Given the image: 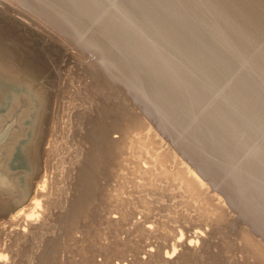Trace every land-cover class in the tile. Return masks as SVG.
<instances>
[{
	"label": "bare ground",
	"instance_id": "obj_1",
	"mask_svg": "<svg viewBox=\"0 0 264 264\" xmlns=\"http://www.w3.org/2000/svg\"><path fill=\"white\" fill-rule=\"evenodd\" d=\"M11 1L93 56L115 114L84 141L76 90L52 131L47 87L0 46V129L28 110L0 143V264H264V0Z\"/></svg>",
	"mask_w": 264,
	"mask_h": 264
},
{
	"label": "rangeland",
	"instance_id": "obj_2",
	"mask_svg": "<svg viewBox=\"0 0 264 264\" xmlns=\"http://www.w3.org/2000/svg\"><path fill=\"white\" fill-rule=\"evenodd\" d=\"M16 0H14V2H15ZM17 1H19V0H17ZM0 2H1V5H0V8L2 9H0V46L2 47V48H6V49H9V50H11V55H12V57L15 59V60H17L16 62H18L19 64V66L20 67H22V68H27L32 74H34V76H36L37 78H38V80H40L39 82H41V84H45V87H47V93H48V96L50 97L49 99H50V103H49V105H50V108L53 110V111H55V112H53L52 110L50 111L52 114H49L50 116H49V118L51 117L52 119H54L55 121H53L51 118H50V120H48V121H50V123L48 122V126L51 128V130L52 131H56V130H54V128L55 129H58L59 127H60V125H61V120H60V117L58 118V116H59V111H60V109H62L63 108V106L64 107H67L69 104H70V98H72V94L73 93H75V91L76 90H80L81 91V94H82V96H84L86 99H88L87 101H84V105H86V106H90V107H93V110H92V113H91V115H90V117L88 118V121L89 122H91L92 124V127L94 126L93 124H95L96 123V125L97 126H94L93 128L91 127L89 130V132L90 133H86L85 135H84V138H85V140L84 141H86V140H88L89 139V137H90V135L91 134H93V133H96V132H94V131H99V132H97L96 134L98 135V134H101L103 131H105L106 130V128H107V126L109 125V123H110V121L109 120H111L112 119V116L115 114V108L113 107V105H111L110 103H107V102H102V99H101V97L98 95H95V93L92 95L91 94V90H93V88H94V86L92 85V83H91V80H86V78L87 77H91L92 75H91V73H96V75H99V73H98V71H96V70H98L97 68L98 67H96L95 68V66H97V64L95 65V63H96V61H95V59L94 58H92L93 56L91 55V54H89V53H86V55L88 56H86L85 55V53L83 54V53H81L80 51V53H81V56H80V53L78 52V48H75L76 47V45H74L73 44V50L71 51V49L72 48H69L70 47V44H68L67 42H74L73 40H70V39H68L67 37V35L65 36L64 35V33L62 32V31H60V32H62L63 33V35L65 36V38H67L68 40H66V39H64V37H63V35L61 34V33H59L58 31H59V29H57L56 30V28H52L51 26H50V29H49V25L43 20V17L40 15V14H38V13H36V15H35V13L33 14L32 13V11L30 12L29 10H27L26 8H25V6H24V4L21 2V0H20V2H19V4L20 5H23L24 6V9H25V11H23V8H22V11H20V10H16L15 9V12L13 11L14 10V7L15 8H17V7H19L18 6V2H15V4L17 5V7L15 6V4L13 5L12 4V1L10 0V1H8L7 0V2H5V1H3V2H5V3H7L8 4V6H5V5H7V4H5V3H3L2 2V0H0ZM8 2H11L10 4H12V6L8 3ZM2 4H3V6H2ZM5 4V5H4ZM7 7V9L9 8H13L12 9V11H11V13H9L10 12V10L8 11L7 9H5V7ZM10 6V7H9ZM26 10H27V12H26ZM7 11V12H6ZM20 11V12H19ZM29 11V12H28ZM4 12V13H3ZM12 12H13V14H12ZM21 14V12H24V13H27V15H28V13H29V16H31L32 15V18H34L33 16L35 15L36 16V18L37 19H39V17L41 16L42 17V22H44V23H42L41 21V23H39V21L36 19H32L31 17V19L33 20H30V22H29V18H28V16H26V14H21V16H20V14ZM17 15H16V14ZM31 13V14H30ZM37 14L39 15V16H37ZM2 15V16H1ZM12 15V16H11ZM10 16V17H9ZM26 16V17H25ZM5 17V18H4ZM8 17V18H7ZM23 17H24V19H23ZM40 17V18H41ZM4 18V19H3ZM14 18V19H13ZM25 18H27L28 19V21L27 20H25ZM3 19V20H2ZM5 19H7V21H5ZM18 19V20H17ZM195 19H198L197 17H195ZM40 20V19H39ZM16 21V22H15ZM35 21V23H32V22H34ZM37 21H38V23H37ZM14 22V23H13ZM24 22V23H23ZM199 22V21H198ZM5 23H7V25H5ZM37 23V24H36ZM26 24V25H25ZM43 24H47V27H45L46 29H47V32L45 31L46 29L45 28H43V26H45V25H43ZM4 25V26H3ZM29 25V26H28ZM206 25V24H205ZM8 26V27H7ZM3 27V28H2ZM206 27L208 28V26L206 25ZM206 28V29H207ZM12 29V30H11ZM51 29H52V31L54 32L55 30V32L56 33H59V35L57 36L56 34H55V32H54V34L56 35H54L53 34V36L51 35V33H53V32H49L48 30H50L51 31ZM209 29V28H208ZM210 31H212L211 29H210ZM16 32V33H15ZM12 33V34H11ZM48 33H50V36L51 37H49V35H48ZM60 34L62 35L61 37H63V39L64 40H66L67 42H66V44L64 43V45L65 46H67V45H69V47H68V49H66V47H64V45L62 46L61 44H63L61 41H63V40H60ZM5 35V36H4ZM215 35H217V34H215ZM11 36H14V37H11ZM50 39H49V38ZM52 37H54L53 39H52ZM56 37V38H55ZM11 39V40H10ZM52 39V40H51ZM57 39H59V40H57ZM56 40V41H55ZM58 41V42H57ZM61 42V43H60ZM65 42V41H64ZM72 46V45H71ZM56 47H58V49L59 48H61V50L62 51H60V49L58 50ZM52 48L54 49V50H52ZM49 49L51 50V52L49 51ZM75 49H78L77 51L75 50ZM56 50H58L57 52H56ZM68 50V51H67ZM52 51L54 52V53H52ZM66 51H67V53H66ZM76 51V52H75ZM64 53V54H61V53ZM69 52L70 53H72V54H74V55H72V56H75V57H73V58H71L70 57V54H69ZM52 53V54H51ZM59 53V54H58ZM76 53V54H75ZM78 53H79V55H78ZM51 55H54V57H52ZM60 56V57H59ZM84 58H83V57ZM57 57H59V58H57ZM67 57H70V59L68 58V59H66ZM80 57V58H79ZM90 57L93 59V60H91L90 61ZM55 58V59H54ZM76 58H77V61H76ZM81 58H83L84 60H82ZM87 58H88V61H89V64L92 62V64H88V61H87ZM54 59V60H53ZM59 61H58V60ZM72 59H73V61L75 62V64H74V62L72 61ZM58 62H57V61ZM66 60V61H65ZM69 60H71L72 62H73V64H71V66L69 65L70 63H72V62H67V61H69ZM87 61V63L86 64H88L87 66L85 65V62ZM62 61V62H61ZM79 61H81V63L82 64H84L87 68H83V69H80V71H79V68L78 69H76V62H79ZM56 63V65L54 64V63ZM60 62V65H58V63ZM66 62V63H65ZM64 63V65L62 66V64ZM68 63V65H67V70H66V68H64V66H66V64ZM80 63V62H79ZM74 65V66H73ZM93 67H92V66ZM59 67V68H57V67ZM88 66H89V68H88ZM73 68V69H71V68ZM66 70H64V69ZM70 68V69H69ZM92 68H94V69H96L95 71H93V69ZM57 69H59V70H57ZM68 69H69V72H68ZM75 69V70H74ZM86 69V70H85ZM64 70V71H63ZM78 70V71H77ZM82 70H85V71H82ZM89 70H91V71H93V72H91V71H89ZM61 72V74H59V72ZM71 71V72H70ZM87 71V72H86ZM68 73L69 75L67 76V74L66 73ZM84 72H86V73H84ZM89 72H91V73H89ZM82 73V74H81ZM93 73V74H94ZM72 74V75H71ZM78 74H79V76H78ZM58 75V76H57ZM82 75V76H81ZM89 75V76H88ZM63 76V77H62ZM57 77V78H56ZM58 77H61L62 79H60V78H58ZM69 77V78H68ZM75 77V78H74ZM67 78H68V80H67ZM79 78H80V80H79ZM84 78V79H83ZM59 79V80H58ZM71 79V80H70ZM74 79V80H73ZM83 79V80H82ZM56 80H57V82H56ZM61 80H65V82H63V83H61L62 81ZM59 81H61V82H59ZM73 81V82H72ZM80 81V82H79ZM55 82L57 83V84H55ZM84 82H86L85 84H84ZM87 82H88V84H87ZM59 83V84H58ZM74 83V84H73ZM60 84H61V86L63 87V89H62V87L60 88L59 86H60ZM103 85V84H102ZM65 86V87H64ZM85 86H86V88H85ZM88 86V87H87ZM58 87V88H57ZM72 87V88H71ZM58 89L59 90H61L60 92L63 94V95H61V93H59L60 95L59 96H57L56 97V94H58V92L56 93V91H58ZM66 89V90H65ZM74 89V90H73ZM99 90V88L98 87H95V90ZM56 90V91H55ZM63 90V91H62ZM85 90V91H84ZM86 92H87V94H86ZM93 92V91H92ZM67 93V94H66ZM98 93H100L99 91L96 93V94H98ZM71 94V95H70ZM52 95H54V96H52ZM69 95V96H68ZM60 96H62V98L63 99H60V100H58L59 99V97ZM53 97V98H52ZM61 98V97H60ZM65 98H67L66 100L68 101H66L65 100ZM92 98V99H91ZM51 99H54L55 101L53 102ZM57 99V100H56ZM63 100V101H62ZM65 100V101H64ZM101 100V101H100ZM60 101V102H59ZM58 102V103H57ZM63 102H64V104H63ZM96 103V104H94V103ZM102 104H101V103ZM68 103V104H67ZM105 103V104H104ZM61 104V105H60ZM63 104V105H62ZM110 104V105H109ZM26 105V103H25V101L24 100H21L20 101V103L18 104V106L16 107V108H14L13 109V111L11 112V114H9L6 118H5V120H4V122H3V124H2V127H1V129H0V133H2L5 129H6V127L10 124V122L14 119V117L16 116V118H15V124H14V126L12 127V129H11V131H10V133L8 134V138L9 137H12L13 135H15V138H17V137H21V136H24V134H25V130H26V122H27V106H25ZM95 105H96V107H95ZM100 105V106H99ZM76 106V104L74 105V107ZM104 107V108H103ZM113 107V108H112ZM56 108H57V110H56ZM96 109H98V111L96 110ZM100 109V110H99ZM108 110V111H107ZM58 111V112H57ZM114 111V112H113ZM49 112V113H50ZM54 113H55V115H54ZM58 113V114H57ZM101 115H100V114ZM58 116H57V115ZM110 115V116H109ZM54 116V117H53ZM106 116H107V118H106ZM56 117L58 118V119H56ZM127 118H130V116H127ZM59 120V123L57 122ZM95 120V121H94ZM101 121H102V123H101ZM55 122V123H54ZM57 122V123H56ZM95 122V123H94ZM52 123H54V124H52ZM104 123H106V124H104ZM51 124H52V126H51ZM58 124V125H57ZM60 124V125H59ZM100 124V125H99ZM47 126V125H46ZM58 126V127H57ZM49 127H47V132L48 131H51L50 130V128ZM54 127V128H53ZM57 127V128H56ZM95 127H97V129L95 128ZM102 129V130H101ZM91 130H93V131H91ZM50 132V133H48V135L50 134V136H48V139H47V144H45V146H44V149L45 150H48V149H50V146H49V142L51 141V139H52V135L53 134H55V132ZM92 132V133H91ZM53 133V134H52ZM52 134V135H51ZM88 137H87V136ZM93 135H95V134H93ZM102 135V134H101ZM103 137H104V135H102ZM51 137V138H50ZM114 137L115 138H119V134H116V135H114ZM261 139H263V138H261ZM49 140V141H48ZM98 140V139H97ZM97 140H95V141H97ZM52 141H53V139H52ZM94 144V143H93ZM95 144H96V142H95ZM95 144L93 145L94 147L92 148V150H95L96 148H97V145L95 146ZM89 148H91V146L89 147ZM91 150V149H90ZM94 184V185H93ZM92 185V187L89 185V187H90V189H95L96 188V184L95 183H93ZM94 186H95V188H94Z\"/></svg>",
	"mask_w": 264,
	"mask_h": 264
},
{
	"label": "water",
	"instance_id": "obj_3",
	"mask_svg": "<svg viewBox=\"0 0 264 264\" xmlns=\"http://www.w3.org/2000/svg\"><path fill=\"white\" fill-rule=\"evenodd\" d=\"M15 118H16V116L10 122V124L6 127V129L2 133H0V143L7 138L8 134L10 133L12 127L15 124ZM10 183H11V181L9 179H7L6 177H4V176H2L0 174V185L9 187L10 186Z\"/></svg>",
	"mask_w": 264,
	"mask_h": 264
}]
</instances>
